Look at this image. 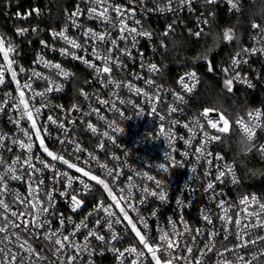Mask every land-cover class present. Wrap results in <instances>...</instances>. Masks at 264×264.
<instances>
[{
    "label": "built area",
    "instance_id": "obj_1",
    "mask_svg": "<svg viewBox=\"0 0 264 264\" xmlns=\"http://www.w3.org/2000/svg\"><path fill=\"white\" fill-rule=\"evenodd\" d=\"M254 1L257 0H238L237 9H233L229 0H215L214 3H208V0H189L187 3L180 0H107L108 5L124 10L121 17L110 7V24L89 16V9L93 7L89 0H0V38L5 40L3 49H0V69L8 67L4 56L9 42L14 48L8 54V59L13 61L11 71H4V83L0 84V136L4 137L0 141L3 145L0 147V160L3 161L0 174L13 166L17 157L23 162L29 155L32 156L33 167L41 170L29 173L27 166L21 164L15 166L17 170L13 174L24 173L22 179L13 180L11 175L8 176L6 187L9 195L4 200L9 208L5 210L0 205V227L6 229L0 233V237H4L0 248L25 257L31 248L32 264H66L70 257H76L74 264H156L149 247L156 250L159 264H264V239H261L264 238V230L252 228L250 235H245L243 240L239 238L236 221L255 223L251 214L260 213L259 206L264 205V196L240 192L239 172L234 162L220 149L224 133L218 131L223 127L219 116L225 115L219 109L192 106L201 84L196 70L181 71L170 81L164 77L159 62L160 52L176 36L187 33L199 38L202 35L211 23V6L222 5L230 15H236ZM77 9L81 14L72 16ZM96 11L101 12V7L97 6ZM121 18L128 28H135L137 32L147 31L151 36L136 35L135 46L132 40L135 34L124 32L127 39H121ZM112 24L117 27L113 28ZM253 24L260 27L253 28ZM24 29L27 31L18 33ZM89 30L104 35L105 39L89 38L85 35ZM262 30L264 16L253 19L245 42L228 62L218 68L233 83L250 90L260 88L264 92V53L251 51L264 48ZM62 31L69 40L82 47L73 48L58 35H53ZM112 40L117 42L115 47ZM93 47L100 58L92 55ZM61 49L74 53L80 59H74L71 54L63 55ZM109 50L113 61L107 65L110 71L99 74L96 69L103 71L106 66L104 55ZM85 60L88 63H84ZM234 60L238 62L234 64ZM56 64L69 75L65 77L60 74L61 69L47 66ZM150 65H155L156 70L150 71ZM12 71L16 73L15 79ZM192 73L195 74L194 79L191 78ZM26 84L30 88H25ZM57 86L59 90H56ZM49 88L53 90L48 91ZM136 89L141 90L139 95ZM21 91L29 109H41L38 116L33 110L31 121L27 115L21 119L17 110ZM177 97H182V100ZM153 107L156 109L154 113ZM116 108L120 112H116ZM172 108L177 111H170ZM257 112L261 113L260 127L250 142L264 157V102L238 117L234 125L246 138L238 121L249 124V114ZM50 116L55 123L49 121ZM161 116L165 117V133H171V145L166 135L160 134ZM17 120L19 124L15 122ZM209 120L217 123L218 127L212 128ZM33 122L36 128H32ZM110 124H115L121 131H114ZM89 125L96 131L93 132ZM25 132L32 138L31 153L19 146L21 142L25 145L29 142ZM105 132L108 136L104 135ZM213 136L219 139H210ZM14 140L17 143H13ZM202 145L205 146L203 155L196 152ZM77 146L81 151H76ZM44 147L56 157L63 156L82 171L78 172L76 168H69L61 160L48 156ZM41 160L48 165L47 168L40 163ZM162 163L168 168L167 172L159 168ZM106 169H113L114 175L109 176ZM219 171L225 172L221 181L216 180ZM84 172H89V175L85 176ZM56 173H66L67 177ZM29 175H33L37 185L41 180L44 182V191L38 195L42 204L48 200L46 193L53 197L54 207L49 208L51 231L63 232L70 238L75 232L77 245L85 243L90 231L105 239L89 237L88 252L78 254L67 248L57 256L54 246L43 238L46 228L37 230L41 235L25 232L24 219L29 220L28 226L31 227L30 217L36 209L14 201V194L26 200L28 205L33 203ZM92 176L97 179H91ZM149 176L159 180L162 188L148 180ZM68 178L72 180L71 187ZM101 180L108 188L99 183ZM209 183L213 184V189H208ZM84 184L88 185L87 191ZM145 188L157 193L163 190L165 200L161 201L158 195L145 197ZM72 195L80 202L78 205L71 201ZM244 197L248 200L241 204ZM252 197L256 198L254 202ZM221 201L229 209L227 215L231 219L228 224H223L220 219L226 215L219 207ZM100 205L115 215L109 217L106 212H98ZM205 210L212 217L211 224L203 218ZM11 211L21 213L24 219L12 217ZM154 212L155 216L152 215ZM109 219L113 222L111 230L107 223ZM141 219L147 223V228L140 223ZM117 220L120 222L116 223ZM10 221H15L17 226L12 227ZM82 224L87 227H80L77 231V225ZM133 224L145 237L148 247L132 230ZM161 230L172 242L171 256L163 251L166 244L161 241ZM113 231L120 237L117 241L112 240ZM253 240L257 243H250ZM206 246L212 250L208 251ZM130 248L143 255L137 258L136 253L125 251ZM187 248H192L191 254ZM118 252H124V256L120 257ZM189 256V260L181 258ZM16 264H19L18 260Z\"/></svg>",
    "mask_w": 264,
    "mask_h": 264
},
{
    "label": "snow or ice",
    "instance_id": "obj_2",
    "mask_svg": "<svg viewBox=\"0 0 264 264\" xmlns=\"http://www.w3.org/2000/svg\"><path fill=\"white\" fill-rule=\"evenodd\" d=\"M89 2L93 5V7L90 8L89 12H88L90 17L108 21V23H110V24L112 23L110 18H109V15H108V9L112 6L107 4V0H89ZM180 2L181 3H187V2H189V0H180ZM214 2H215V0H208V3H214ZM229 3L231 4V7L233 9H237L238 0H237V2H233V0H229ZM97 6H100L102 9V11L99 13L96 11ZM112 10L115 11L118 16L122 17L124 15V10L121 8L112 7ZM80 14H81L80 10L77 9V11L72 14V16L78 17ZM73 23L75 24V21H73ZM137 23H139V21H137ZM205 23H207V21H205ZM252 26H253V28H259L260 27L258 24H253ZM112 27L115 28V27H117V25L112 24ZM119 27H120V31H121V39H127V37L124 35V32H128L129 35L135 34V35H132L133 46H135V36L136 35H142V36H148V37L151 36V34L147 31L137 32V30L135 28H128L127 25L125 24L123 18H121L119 21ZM169 28L171 29V26H169ZM25 31H27V30L26 29L18 30V33L23 34V32H25ZM262 33H264V30H262ZM53 35L54 36L58 35L60 38L64 39L66 43L70 44L73 48L78 49V48L82 47L80 44L76 43L74 40H69L68 37L65 35V32H63V31L60 33H53ZM85 35L88 36L89 38L93 39V40L103 41L105 39L104 35H98V34L92 32L91 30L86 32ZM196 35H199V33H196ZM232 38H233V36H232L231 30H229L228 32L225 33V39L231 40ZM4 43H5V40L3 38H0V49H3ZM111 43H112L113 47H115L117 44V42L115 40H112ZM12 51H14V48L11 45V43L9 42V46H8L7 51L5 52V56H4L5 60L8 61V67L6 69H0V84L4 83V79H3L4 71H11V64L13 63V61L8 59V54L11 53ZM245 51H248V50H245ZM251 51L252 52L260 51L261 53H264V48H260V49L253 48ZM61 53L63 55L71 54L74 59H80V57L76 56L74 53H69L64 49H61ZM92 55L95 56L96 58H100V55L97 52V49L95 47H93ZM111 62H113V61L111 58V50H109L104 55V63L106 66L103 68V71L101 72L100 69H96V71L99 74L109 72L110 69L107 65L110 64ZM237 62L238 61L234 60V64H236ZM84 63H88V61L85 60ZM47 66L54 67L56 69H61V66L59 64L47 65ZM89 66L94 67L93 65H89ZM149 70L155 71L156 66L150 65ZM20 71L23 72L24 69L21 68ZM60 74L64 75L65 77H67L69 75L68 72L63 71L62 69H61ZM33 75H39V74L33 73ZM238 75L239 74H237V78H238ZM12 78L13 79L16 78V73L14 71H12ZM191 78H193V79L195 78L194 73L191 74ZM181 82L183 83V78H182ZM147 83L151 84L152 82L148 81ZM225 83H226V86L228 87V90L231 91L232 80H226ZM24 87L30 88V85L26 84V85H24ZM129 88L131 90V86H129ZM52 90H53L52 88L48 89V91H52ZM56 90H59V86L56 87ZM188 90L190 91L191 89H188ZM135 91H136L137 95H139L141 92L140 89H136ZM144 94L147 95V93H144ZM20 95H21V100L16 105L17 110L20 111V118L22 119L25 115H27L28 120L31 121L33 119V116H32L33 110L35 111L36 115L38 116L40 114L41 109L40 108L29 109L28 104L23 99V95H24L23 91H21ZM177 99L182 100V97H177ZM101 103H106V102L101 101ZM21 105L23 106L22 108H21ZM115 111L120 112L119 108H116ZM155 111H156V109H155V107H153V113ZM170 111L175 112V111H177V109L172 108V109H170ZM120 114L123 115V113H120ZM205 115H207V112H205ZM260 115H261L260 112H257L254 115L250 113L249 114V120H250L249 124H245L243 120L238 121V123L243 128V131L246 134V138L248 141H251L253 139V135H254L255 130L260 127V124H259ZM101 118L103 119V117H101ZM160 120L162 121V124L160 127V134L166 135V138L168 139L169 144L171 145V142H172L171 133H170V131L168 133H165V129L163 127V121L165 120V117L161 116ZM219 120L223 122V127H219L218 131L221 133L227 132L229 130L228 120L222 114L219 116ZM49 121H52L51 116L49 117ZM15 122L17 124H19V120L15 121ZM52 122L55 123V121H52ZM209 124L211 125L212 128L218 127L217 123L213 122L212 120H209ZM60 127L63 128V125H60ZM89 127L92 128L91 125H89ZM109 127L113 128L114 131H121V129L117 128L115 126V124H110ZM185 127H187V125H185ZM32 128H36L35 122L32 123ZM66 131L67 130H65V133H66ZM92 131L95 132L96 129L92 128ZM24 135L28 138L29 142L27 143V145H25L23 142H21L19 146L22 149L27 148V151L29 153H31V150H32L31 139L32 138L27 132H25ZM104 135L108 136V133L105 132ZM37 136H39V130H37ZM109 138H111V137H109ZM3 139H4V137L0 136V141H2ZM210 139H219V137L213 136ZM13 143H17V141L14 140ZM61 143H64V141H61ZM40 144H41V146H43V144H44V141L42 139L40 140ZM2 146H3L2 143H0V147H2ZM204 148H205V146L202 145L200 148L196 149V152L203 155L204 152L202 151V149H204ZM43 150H44V152L47 153L48 156L53 157V159L61 160L64 164L68 165L69 168H76L75 164L69 163V161L64 159L63 156H59V157L54 156L53 153L50 152L46 147H44ZM76 151L77 152L81 151L79 146H77ZM90 158L95 159L94 157H91V155H90ZM169 158H171V157H169ZM77 159H79V157H77ZM172 162L174 164H177V166H179L177 161L173 160ZM40 163L43 164L44 168L48 167V165L45 164L44 161L41 160ZM97 163H99V162L97 161ZM2 164H3V161L0 160V165H2ZM21 164L27 166V170L29 171V173H36V172L41 171L40 169L33 167L32 156L29 155L23 162H21L20 158L17 157V159L15 161H13V166H10L8 169L5 170V172L3 174H0V205H3L5 210H8V208H9V206L5 203V200H4V198L9 195V190L6 187V180L8 179L9 175H11V179H13V180H20L23 178L24 173H21V175H14L13 174L17 170L15 166L21 165ZM102 167H104V166H102ZM159 168L164 172L168 171V168L165 167V165L163 163L159 165ZM76 170L78 172L82 171V169H80V168H76ZM89 171H91V169H89ZM106 171H107V174L109 176L114 175L113 169H106ZM56 175L67 177L66 173L65 174L56 173ZM84 175L85 176L89 175V172H84ZM115 176L118 177L119 173L116 172ZM224 176H225V172L219 171V174L216 176V180L221 181ZM54 179H55V177H54ZM91 179L95 180L97 178L95 176H92ZM29 180H30V183L32 185V187H30V192H31V196L33 199V203L31 205H28V202L26 200H24L22 197H19L18 195H15V194H14V201L22 202L23 204L27 205L28 207L36 209V211L30 217L31 227L28 226L29 220L24 219V215H22L21 213H18L17 211H11L12 217H19L21 219H24V223H25L24 231L25 232H27L29 235H32L33 232H35V235H41V232L37 231V230L46 228L47 230L45 232H43V238L48 240L54 246V251H55L57 256L62 254L65 251V249H67V248L74 249L78 254H83L85 252H88L89 251V243H88L89 237L95 236L96 239L101 240V241H103L105 239L104 236L97 235L96 232L90 231L88 233V237H85V243L82 245H77L74 242L75 232L72 233V238H70L69 236H65L63 234V232L51 231V223L49 220V215H50L49 208L54 207V205L52 203L53 197L51 196V194L46 193V195L48 196V200H47L46 204H42L38 200V195L40 192L44 191V182L41 180V181H39V185H37V182H36L35 178L33 177V175H29ZM68 180H69V187H71L72 180H71V178H68ZM148 180L154 181L157 188H162L161 182L159 180H155L154 177L149 176ZM80 182L82 184L84 183L82 180ZM99 183L104 184V181L101 180V181H99ZM104 187L108 188V185L104 184ZM84 189L86 191L88 190L87 184H84ZM208 189H213V184L209 183ZM143 192H144L145 197H147L148 195H151V196H157L158 195L159 199L161 201L165 200V194H164L163 190H161L159 193H157L156 191L149 192V190L147 188H145L143 190ZM61 195H65V193H61ZM247 200H248V198L244 197L240 203L246 204ZM255 200H256V198L252 197V201L254 202ZM71 201L77 205L80 203L79 201H77L75 195L71 196ZM143 202L144 201L142 200L141 203H143ZM219 207L226 213V215L220 217L221 222L223 224H228L230 222V219H231V217L227 215V212L229 209L225 206V203L223 201L220 202ZM259 207H260V213L251 214V215H254V217H255V223H242L241 220L236 221V226L240 230L239 231V238L241 240H243V237L245 235L251 234L252 228L264 230V205H260ZM133 210L135 211L134 208H133ZM73 211H75V208L73 209ZM97 211L98 212L99 211L106 212V213H108L109 217H112L115 215L114 213H112L108 208L104 207L103 205H100L97 208ZM121 212H124V209H121ZM126 215L127 214L125 213V217H126ZM152 215L155 216L156 213L154 212ZM203 218L209 224L212 223V217H210L207 214V210H205ZM245 219H247V217H245ZM119 222H120L119 220L116 221V223H119ZM60 223L61 224L64 223L63 219H61ZM97 223H99V221ZM107 223H108L109 230H111L113 227L112 220L109 219L107 221ZM129 223H131V221H129ZM140 223L143 224L144 228L148 227L147 223L143 219H141ZM10 225L12 227L17 226L15 224V221H10ZM80 227H87V225L86 224L77 225V231H79ZM132 230L136 233V236H138L140 238V241L145 244V247H148V244L145 240V237L142 236L139 231H137L135 224L132 225ZM197 231H198V234H202V233H199V230H197ZM4 232H6V229L3 227H0V233H4ZM213 235H215V233H213ZM119 238L120 237L113 231L112 232V240L117 241ZM3 239H4V237H0V241H2ZM261 239H264V238H261ZM161 241L166 244V247L163 249V251L168 252L169 256L173 255V253L170 251V249L173 247L172 242L167 240V234L164 233L163 230H161ZM250 243L256 244L257 241L253 240V241H250ZM23 247H24V245H21V248H23ZM206 248L208 251L212 250L210 246H206ZM32 251L33 250L31 248H29L28 249L29 255H28V257H25L24 255L18 256L16 253L11 252L8 249L0 248V264H16L17 260L19 261V264H32V261H31ZM125 251L129 252V253H136L137 258H139L140 256L143 255V253H137L135 248L126 249ZM149 251L152 253V258L154 260H156V264H159V260L157 259V256H156V250H153L151 247H149ZM187 251L189 254H191L192 248H187ZM118 255L120 257H123L124 252H118ZM181 258L185 259V260L191 259L190 256L189 257H181ZM75 259H76V257L68 258L66 264H74ZM253 259H255V257H253ZM134 264H135V262H134ZM249 264H250V262H249Z\"/></svg>",
    "mask_w": 264,
    "mask_h": 264
},
{
    "label": "trees",
    "instance_id": "obj_3",
    "mask_svg": "<svg viewBox=\"0 0 264 264\" xmlns=\"http://www.w3.org/2000/svg\"><path fill=\"white\" fill-rule=\"evenodd\" d=\"M210 25L199 38L182 33L169 41L159 55L164 77L173 80L184 70H196L201 84L192 100L197 109H219L230 122L227 132L222 135L220 149L234 162L241 177L240 192L257 193L264 196V157L235 127L234 121L264 102L262 89L250 90L232 82L231 91L226 86L230 80L219 70L232 54L246 40L250 22L264 16V1L257 0L247 5L245 10L230 15L222 5L211 6ZM231 30L233 38L225 39ZM246 143L242 144L241 141Z\"/></svg>",
    "mask_w": 264,
    "mask_h": 264
},
{
    "label": "clouds",
    "instance_id": "obj_4",
    "mask_svg": "<svg viewBox=\"0 0 264 264\" xmlns=\"http://www.w3.org/2000/svg\"><path fill=\"white\" fill-rule=\"evenodd\" d=\"M241 143L244 144V143H246V141L245 140H242Z\"/></svg>",
    "mask_w": 264,
    "mask_h": 264
},
{
    "label": "rangeland",
    "instance_id": "obj_5",
    "mask_svg": "<svg viewBox=\"0 0 264 264\" xmlns=\"http://www.w3.org/2000/svg\"><path fill=\"white\" fill-rule=\"evenodd\" d=\"M227 119V118H226ZM228 120V119H227ZM163 264H169L168 262H165V263H163Z\"/></svg>",
    "mask_w": 264,
    "mask_h": 264
}]
</instances>
